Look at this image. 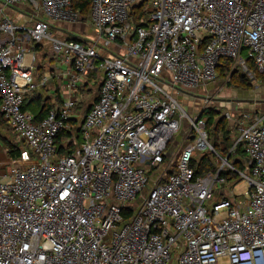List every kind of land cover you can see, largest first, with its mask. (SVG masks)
Returning a JSON list of instances; mask_svg holds the SVG:
<instances>
[{"label":"built area","instance_id":"1","mask_svg":"<svg viewBox=\"0 0 264 264\" xmlns=\"http://www.w3.org/2000/svg\"><path fill=\"white\" fill-rule=\"evenodd\" d=\"M46 41L68 96L35 121L23 104L47 83ZM223 59L264 80V0H90L84 18L72 0H0V114L26 144L0 161V264H264V115L217 151L178 100ZM196 152L215 170L197 175Z\"/></svg>","mask_w":264,"mask_h":264},{"label":"rangeland","instance_id":"2","mask_svg":"<svg viewBox=\"0 0 264 264\" xmlns=\"http://www.w3.org/2000/svg\"><path fill=\"white\" fill-rule=\"evenodd\" d=\"M11 17H14V21L17 19L18 15H15V12L11 11L9 13ZM26 27H30L31 23H25ZM78 26V25H77ZM76 31L77 28L74 27ZM53 36L55 32L52 31ZM48 42V41H46ZM111 50V49H110ZM245 52V50H244ZM235 69L237 71L234 73L236 75H244L246 80L249 82V85L237 86L236 83H232L230 81L229 76L226 75H218V77L210 82L206 88L198 87L193 92L194 95L197 96L194 99L191 95L179 96L178 100L181 106L191 115H199L202 116L204 110L212 109L215 112V116L210 124L207 125V131L211 133L209 143L217 150L220 151V139L219 136L222 134V140H225L223 131L220 129V126L217 125V122L220 118L224 121L225 130L229 129V133L233 134L235 128L234 119L239 116L240 109L243 108L242 111L252 109V104L256 100H258V104L263 103L264 101V82H260L259 77L256 72L251 68L244 69L242 66L236 65ZM96 84L93 86L92 94L90 96L84 95L82 102H80L76 108L73 109V114L79 112L81 108H86L91 101L96 96ZM188 96V97H185ZM84 101V102H83ZM260 101V102H259ZM264 106V104H263ZM228 114V115H226ZM242 117V115H241ZM206 118V117H205ZM1 120V119H0ZM239 120V119H238ZM186 126H183L180 131L176 134L177 143L182 142L185 136ZM4 140H8L13 145L18 148H22L26 146V144L20 140H18L15 135L11 132L10 128H8L7 124H5L4 120L0 121V142H1V151L5 153L6 147L4 145ZM223 145V144H222ZM7 154V153H6ZM203 152H196L195 158L198 159L201 157ZM210 161L216 167L217 160L208 155ZM8 157V155H7ZM241 184L238 185L237 188H240ZM146 193V190L143 192V195ZM219 193H226V188H221L217 191L216 197ZM220 264H227L225 259L220 260Z\"/></svg>","mask_w":264,"mask_h":264},{"label":"crops","instance_id":"3","mask_svg":"<svg viewBox=\"0 0 264 264\" xmlns=\"http://www.w3.org/2000/svg\"><path fill=\"white\" fill-rule=\"evenodd\" d=\"M74 27L77 28L76 31L74 30ZM66 29L70 30L74 34H77L79 31L78 30L79 26H74V25L69 26V27L66 26ZM35 56H36L35 64L37 67V71L35 74L36 78L38 79L39 76L41 75H47L48 80L44 87H40L36 91H34V93L28 98V101L30 102L31 108L35 107L39 102L41 103L46 102V107L49 108L53 105L59 104L63 99H65L68 96L65 93V91L67 90V80H68L67 77L69 74V71H68L69 67L65 63L61 62L60 56L55 54L51 50V47L48 42H44L38 50H35ZM259 79H260V82H264L262 78H259ZM96 84L98 85L99 82H96ZM208 84L209 83L205 84L203 88H206ZM93 86L94 84H88V87H86V89L87 88L92 89ZM97 87L98 86H96L95 91H96V94L98 95ZM86 89L82 91L84 92ZM91 94L92 93L88 94V96L91 97ZM84 95L87 96L85 92H84ZM257 101L258 100L253 102L252 109L250 110L242 111L243 108H239L240 114L238 117L234 119V122H235L234 132L233 134L229 133V137L227 140L228 142L225 140H222V134L219 135L221 137V139L219 140L220 141L219 143L220 151L227 152V149L230 147V144H232L233 140L238 137V130H237L238 122L252 123L255 121L256 118H261L264 115V106H263L264 101L262 105L258 104ZM27 110L31 112L30 109H27ZM0 119L2 120V118ZM209 138H210V135H209ZM7 158L8 157H7L6 151L5 153L1 151V142H0V161H3Z\"/></svg>","mask_w":264,"mask_h":264},{"label":"trees","instance_id":"4","mask_svg":"<svg viewBox=\"0 0 264 264\" xmlns=\"http://www.w3.org/2000/svg\"><path fill=\"white\" fill-rule=\"evenodd\" d=\"M143 4H144V1H141V3L139 5H136V6H134L132 8V13L134 14V16L136 18L140 17L143 14V11H142ZM72 5H73L74 8L79 9V11L81 13V16L83 18L84 17H88L90 0H72ZM41 46H42L41 44L34 45V51L38 50ZM221 63H222L221 66L218 68L219 75H226L227 74L229 76V78H230V81L232 83L233 82L236 83L237 86H242V85H247L248 86L249 85V82L246 80V77L244 75H242V74H240V75L234 74L237 71V69L233 68L231 60L223 59ZM247 66H248V68H251L252 70H254L256 72L257 76L260 78V75L257 73L255 66L252 64V62L249 59H247ZM93 76H95V74H93ZM92 89H86L84 91L85 94H87V96H88V94H90L92 92ZM97 89H98V87H97ZM32 94H30L29 96L26 97V100H25V102L23 104V109H25V110L30 109L31 113L33 114L34 120L37 121L45 114V112L47 111L48 108L46 107V102H43V103L39 102L35 107L31 108L30 107V102L28 101V98ZM96 99H97V94L94 97V99L92 100V102H94ZM91 103L86 108H83V112L84 113L87 112V110L90 107ZM202 114L203 115L201 117H206V125H208V124H210L212 122V120H213V118H214L216 113L213 112L212 109L208 108V109L204 110V112ZM0 118H1V114H0ZM222 118H220L218 120L217 125L220 126V129L223 131V134H224V137H225L224 139H225V141H227L228 137H229V129L225 130L224 121H223ZM209 135L211 136L210 131L208 132V137H209ZM209 140H210V138H209ZM3 143H4L5 147H6V153H7L9 158H17L20 155V149L21 148L16 147L15 145H13L8 140H4ZM23 147H25V146H23ZM72 147H73V145L69 144V143L66 144V145H59L58 144L57 150H58L59 153L66 154V153H69V152L72 151ZM208 155L209 154H203L198 159H196V158L192 159L191 164L194 167L195 173L197 175H202L204 173L212 172V171L215 170V166L210 161Z\"/></svg>","mask_w":264,"mask_h":264}]
</instances>
